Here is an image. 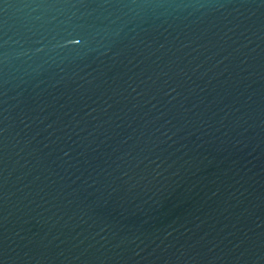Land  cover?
Returning <instances> with one entry per match:
<instances>
[{
	"label": "water",
	"instance_id": "obj_1",
	"mask_svg": "<svg viewBox=\"0 0 264 264\" xmlns=\"http://www.w3.org/2000/svg\"><path fill=\"white\" fill-rule=\"evenodd\" d=\"M0 264H264V0H0Z\"/></svg>",
	"mask_w": 264,
	"mask_h": 264
}]
</instances>
